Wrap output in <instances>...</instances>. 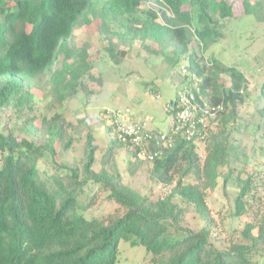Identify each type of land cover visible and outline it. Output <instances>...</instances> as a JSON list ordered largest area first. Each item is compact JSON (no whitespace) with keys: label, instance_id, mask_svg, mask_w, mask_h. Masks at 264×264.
Instances as JSON below:
<instances>
[{"label":"trees","instance_id":"1","mask_svg":"<svg viewBox=\"0 0 264 264\" xmlns=\"http://www.w3.org/2000/svg\"><path fill=\"white\" fill-rule=\"evenodd\" d=\"M151 1L162 8L152 7ZM188 3L197 7L196 19ZM99 11L125 20L120 26H134L135 37H151L186 56L190 75L184 82H197L203 97L224 105L218 120L222 130L211 131L204 160L195 141L178 137L173 148L152 162L154 181L169 186L177 180L165 198L152 199L123 182L116 166L118 152L128 150L134 167L144 161L116 139L96 171L98 147L91 130L81 167L59 164L73 150L82 123L75 125L60 113L40 120L32 115L35 92L47 89L48 96L64 101L84 89L93 65L75 32L93 25ZM233 16V5L226 0H0V110L14 101L29 110L19 134L0 131V264H118L122 242L144 248L153 255V264H264V214L242 230L247 243L218 248L208 225L207 191L220 178L225 183L235 179L241 185L239 217L246 211L244 198L252 180L243 176L245 170L235 172L232 163L238 156L225 135L244 102L246 77L216 59L204 63L198 52L217 40V26ZM110 54L119 65L128 52L111 49ZM221 76L228 77L229 86ZM176 105L177 99L169 104L172 114ZM259 113L264 120V107ZM81 121L86 123L85 118ZM42 163L55 173L42 169ZM187 177L196 183H185ZM176 196L207 224L201 229L183 226ZM94 206L103 207L102 212L88 215Z\"/></svg>","mask_w":264,"mask_h":264},{"label":"rangeland","instance_id":"2","mask_svg":"<svg viewBox=\"0 0 264 264\" xmlns=\"http://www.w3.org/2000/svg\"><path fill=\"white\" fill-rule=\"evenodd\" d=\"M226 1L233 5L234 16L221 22L216 28L220 33L217 40L207 50L198 52L204 63L210 64L213 58L227 67H236L246 77L244 102L238 108L236 122L226 128L225 135L231 150H236L238 156L232 167L235 172L245 170L243 176H250L252 180L244 198L246 211L239 217L235 213L241 185L235 179L225 183L220 178L218 186L207 191L205 201L209 211L211 242L218 248L231 243H247L242 237V230L250 222L258 223L264 214V120L259 113L264 107V0H248L246 6L249 13H245L246 0ZM151 6L162 8L155 1H151ZM187 9L192 11L196 19L197 7L188 3ZM122 21L125 20H116L99 11L93 25L82 26L75 32L78 46L88 49L89 60L93 65L88 76L94 79L87 76L84 89L80 88L76 94L67 95L64 101L48 96L47 89L35 92L31 104L32 115L39 120L60 113L75 125L82 123L79 132L74 134L77 142L73 150L62 156L59 164L81 167L85 157V136L91 130L93 144L98 147L95 170H101L102 159L114 140L111 126L104 116L107 110L129 114L132 122L151 119L149 125L164 133L169 129L173 114L167 110V105L175 101L181 91L184 84L181 70L188 66V58L173 47L159 45L151 37H135V29H132L134 26H120L119 22ZM111 49L127 51L128 55L118 65L111 58ZM227 79L221 76V82L229 86ZM192 85H197V82ZM28 112L24 106L16 105V101L3 107L0 110V131L8 133L13 130L19 134ZM84 118L86 123L81 121ZM39 120L36 125H39ZM215 129L222 130L219 125L212 130ZM209 135L195 144L196 152L202 160L207 156L206 140ZM130 160V153L125 148L116 155L117 170L126 185L152 199L165 198L171 194L177 180L169 186L157 183L150 176L152 163L143 162L134 167ZM41 166L55 173L50 165L47 167L42 163ZM184 182L195 184L196 180L187 177ZM95 188L97 191L98 188ZM173 201L184 212L183 226L201 229L207 224L195 208L181 197L176 196ZM102 209L101 206H94L88 215H98ZM118 264H153V255L142 247H132L122 242Z\"/></svg>","mask_w":264,"mask_h":264},{"label":"built area","instance_id":"3","mask_svg":"<svg viewBox=\"0 0 264 264\" xmlns=\"http://www.w3.org/2000/svg\"><path fill=\"white\" fill-rule=\"evenodd\" d=\"M181 73L184 78L190 75L187 67ZM191 79L196 81V76L191 75ZM200 92L196 85L184 82L177 97L175 114L165 133L152 128L149 125L151 119L132 122L129 114L122 115L118 111H105V120L112 128L114 139L136 151L141 161L152 163L163 151L173 148L178 137L195 142L205 140L218 125L224 105L213 104ZM167 110H170L169 105Z\"/></svg>","mask_w":264,"mask_h":264},{"label":"crops","instance_id":"4","mask_svg":"<svg viewBox=\"0 0 264 264\" xmlns=\"http://www.w3.org/2000/svg\"><path fill=\"white\" fill-rule=\"evenodd\" d=\"M173 102V101H172Z\"/></svg>","mask_w":264,"mask_h":264}]
</instances>
